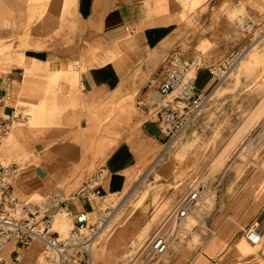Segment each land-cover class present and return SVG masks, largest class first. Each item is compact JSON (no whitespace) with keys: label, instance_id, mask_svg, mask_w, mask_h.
<instances>
[{"label":"crops","instance_id":"1","mask_svg":"<svg viewBox=\"0 0 264 264\" xmlns=\"http://www.w3.org/2000/svg\"><path fill=\"white\" fill-rule=\"evenodd\" d=\"M179 7L177 0H0L2 110L36 107L6 143L20 167L19 200L56 192L74 213L94 216L101 199L131 189L156 164L167 139L153 111L172 40L161 26L173 24L161 15ZM215 78L201 67L196 89L211 93ZM100 169V200L72 198ZM34 243L22 259L49 264ZM220 245L210 242L201 253L207 264ZM17 249L14 242L5 250L9 261Z\"/></svg>","mask_w":264,"mask_h":264},{"label":"rangeland","instance_id":"2","mask_svg":"<svg viewBox=\"0 0 264 264\" xmlns=\"http://www.w3.org/2000/svg\"><path fill=\"white\" fill-rule=\"evenodd\" d=\"M177 2L181 5L178 9L162 11L161 16L173 21L161 26L172 34L162 59L178 52L207 70L225 75L215 78L202 114L177 139L171 143L166 140L156 164L131 189L101 199L94 216L109 208L113 212L100 230L94 263L196 264L198 258L199 264H207L201 253L219 237L221 245L209 264H250L252 257L264 264V241L251 249L253 244L247 242L244 232L257 221L264 235V0ZM1 13L2 20L8 18L7 10ZM244 19L259 26L244 32L240 30ZM1 27L15 29L8 23ZM34 108L17 111L12 128L23 123V115L32 116ZM253 117L256 122L236 143L223 166L214 169L215 158ZM11 134L2 147L7 162L15 160L6 150ZM196 188L202 190L196 210L188 219L169 220L173 208ZM58 221L72 228L61 213L55 225ZM158 230L168 232L170 249L151 259L147 245ZM238 246L246 249L241 253Z\"/></svg>","mask_w":264,"mask_h":264},{"label":"built area","instance_id":"3","mask_svg":"<svg viewBox=\"0 0 264 264\" xmlns=\"http://www.w3.org/2000/svg\"><path fill=\"white\" fill-rule=\"evenodd\" d=\"M240 30L249 32L259 26L251 19H244ZM199 62L172 52L163 63V79L158 84L160 100L154 105L153 115L157 117L166 135L167 143L177 139L188 126L202 114L209 93L196 89ZM210 72L220 79L215 70ZM17 116L6 114L0 101V264H14L22 259V252L34 242L43 246V255L49 264H95L93 251L100 230L112 214L111 208L100 210L96 216L88 212L74 213L56 192L47 194L41 200H19L14 194L16 178L20 167L14 162H7L2 155L4 140L12 130V122ZM105 170L100 169L86 180L72 198H101V180ZM202 190L196 188L181 200L171 211L170 219L181 221L188 218L200 199ZM58 213L70 220L72 228L64 233L55 229ZM246 239L253 245L261 242L259 223L254 221L245 230ZM17 243V250L12 252L9 261L5 250ZM171 238L168 232L158 230L147 245V253L156 259L168 252ZM250 264H259L257 258Z\"/></svg>","mask_w":264,"mask_h":264},{"label":"bare ground","instance_id":"4","mask_svg":"<svg viewBox=\"0 0 264 264\" xmlns=\"http://www.w3.org/2000/svg\"><path fill=\"white\" fill-rule=\"evenodd\" d=\"M262 37V36H261ZM264 38V37H263ZM262 42H264V40L262 41ZM258 45V44H257ZM245 52V51H244ZM246 55H248V54H250V52H246L245 53ZM242 55V54H241ZM240 56V55H239ZM244 56V55H243ZM252 56H254V55H252ZM239 60V59H238ZM232 66V65H231ZM216 71V73L219 75V77L220 78H223V76L225 75V72H220V71H218V70H215ZM228 76V75H227ZM226 76V77H227ZM219 87V86H218ZM213 93V92H212ZM212 97V96H211ZM41 108H43V107H41V106H39L36 110H35V113H38L39 111L38 110H40ZM37 111V112H36ZM17 116V115H16ZM255 118H257V116H255ZM254 117L253 118H251V120H248L245 124H244V126L243 127H241V129H239V131L237 132V134L234 136V138L230 141V143L220 152V154L215 158V160H214V162H213V168L214 169H216V168H220L221 166H223V164L225 163V161L227 160V158L229 157V155H230V153H231V151H232V149H233V147L236 145V143L239 141L240 142V140H242L243 139V136L248 132V130H249V128H250V126H252V124H254V122H256V119H255ZM253 119V120H252ZM11 138H12V134H11ZM10 138V139H11ZM55 161V160H54ZM112 171V170H111ZM128 177V176H127ZM123 181V180H122ZM119 184V183H118ZM17 194V193H16ZM113 198H115V197H113ZM109 199V198H108ZM245 199H247V198H245ZM112 200V199H111ZM104 201V200H103ZM116 201V200H115ZM242 203V202H241ZM242 205V204H241ZM247 206H248V204H247ZM197 207V206H196ZM195 207V208H196ZM194 210H196V209H193V211ZM246 210V209H245ZM249 210V209H248ZM234 213V212H233ZM255 214V213H254ZM239 215V214H238ZM237 215V216H238ZM232 216V215H231ZM230 216V217H231ZM190 216H188V218H189ZM242 217V216H241ZM253 217V216H252ZM187 218V219H188ZM245 223V222H244ZM69 228H70V224L69 223H67V222H64V221H62V222H60V221H58V222H56V225H55V229H58V230H60L61 232H64V233H66L68 230H69ZM220 238L219 237H215V238H213V242H215L216 244L217 243H219L220 242ZM262 240L264 241V236H263V238H262ZM235 241V240H234ZM247 242H248V240H247ZM241 243V242H240ZM35 244V243H34ZM36 244H37V242H36ZM233 244V243H232ZM37 245H39V244H37ZM238 245V244H237ZM240 245V244H239ZM257 246H259L258 244L257 245H251L250 246V248L251 249H255V248H257ZM42 247V246H41ZM239 247V246H238ZM209 248L210 247H207L206 248V251H208L209 250ZM244 249H246V248H244V247H239V248H237V250L239 251V252H243L244 251ZM29 251V250H28ZM27 251V252H28ZM252 251V250H251ZM248 252V251H247ZM252 253V252H251ZM26 255V254H25ZM30 257V256H29ZM39 257V256H38ZM94 257V256H93ZM96 257H97V253H96ZM34 258V257H33ZM32 258V259H33ZM26 258L25 257H23V259H22V261H20V264H29V262H28V258L25 260ZM31 259V261H33ZM42 261H43V259H42ZM41 261V262H42ZM195 262H196V264H199L198 263V258L195 260ZM247 262V261H246ZM19 263V262H18ZM34 263V262H33Z\"/></svg>","mask_w":264,"mask_h":264}]
</instances>
